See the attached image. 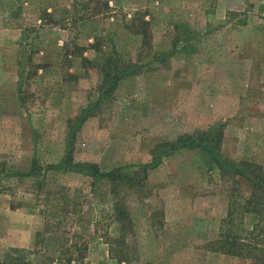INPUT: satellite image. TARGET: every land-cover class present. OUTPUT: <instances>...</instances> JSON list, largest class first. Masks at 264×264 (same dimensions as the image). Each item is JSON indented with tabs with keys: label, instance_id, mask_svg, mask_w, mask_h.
I'll list each match as a JSON object with an SVG mask.
<instances>
[{
	"label": "rangeland",
	"instance_id": "rangeland-1",
	"mask_svg": "<svg viewBox=\"0 0 264 264\" xmlns=\"http://www.w3.org/2000/svg\"><path fill=\"white\" fill-rule=\"evenodd\" d=\"M180 135L221 166L155 151ZM239 171L264 181V0H0V264H264Z\"/></svg>",
	"mask_w": 264,
	"mask_h": 264
},
{
	"label": "trees",
	"instance_id": "trees-1",
	"mask_svg": "<svg viewBox=\"0 0 264 264\" xmlns=\"http://www.w3.org/2000/svg\"><path fill=\"white\" fill-rule=\"evenodd\" d=\"M200 136H198L199 138ZM194 135H188V136H179L177 137L174 141H166L162 142L160 144H157L155 151H158L162 156H165L169 153L174 152L176 149L180 148H201L205 151H207L212 158L215 160V162L221 166V160L218 156V142L220 140L219 135H216L214 137L212 136H206L205 138H200L198 139ZM205 143V145H204ZM216 143V144H214ZM208 145V146H207ZM161 158H159V154L154 153L153 159L151 163L149 164H141L138 166L137 171L143 173V171H146V168H154L160 163ZM63 166H66L69 163L67 162V158H64ZM70 165V164H69ZM73 167V165H71ZM80 170L84 171L85 169L88 171V174H91L94 177H100V178H107L109 181H117L118 183L120 182H131V184H135V179L133 175L128 174L127 172H122L120 168H115L110 171H100L98 169V166L96 164H82L79 168ZM240 175L246 176L248 178V181L251 183L250 188L252 189V196L248 198V207L253 203V209H249V211H254L258 214H263L264 213V203H261L256 198H260V196L264 195V181H262L260 178H258L255 174H251L246 171H239ZM236 174V173H235ZM231 214V212L229 213ZM258 225H255L254 227H257ZM262 232L263 240H264V224L261 225L259 228ZM235 241V240H234ZM224 244L229 246V249L232 248V241L229 242H223ZM222 243V244H223ZM228 243V244H227ZM257 247V246H256ZM255 247V248H256ZM235 248V246H234ZM234 255H241V251H239V247L237 246L234 251H229ZM67 260L69 262L71 261V257H68Z\"/></svg>",
	"mask_w": 264,
	"mask_h": 264
}]
</instances>
